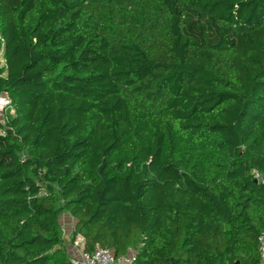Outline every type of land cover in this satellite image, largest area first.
<instances>
[{
  "label": "trees",
  "instance_id": "trees-1",
  "mask_svg": "<svg viewBox=\"0 0 264 264\" xmlns=\"http://www.w3.org/2000/svg\"><path fill=\"white\" fill-rule=\"evenodd\" d=\"M0 47V264H72L64 212L133 264L258 263L264 0H0Z\"/></svg>",
  "mask_w": 264,
  "mask_h": 264
},
{
  "label": "built area",
  "instance_id": "built-area-1",
  "mask_svg": "<svg viewBox=\"0 0 264 264\" xmlns=\"http://www.w3.org/2000/svg\"><path fill=\"white\" fill-rule=\"evenodd\" d=\"M14 106L12 104V100L7 93L0 94V122L3 124H7L10 117L7 115V111ZM4 134V130L0 129V135ZM254 178L258 180L260 183H264V178L256 171L253 172ZM73 230L69 234L72 239V247L75 252L70 255V259L72 264H133L137 258V251L134 249H129V251L123 255L116 256L113 251L109 248L102 247L100 245H96V247L92 251H86L85 247V238L84 236L75 231V228L72 227ZM76 232V234H75ZM259 241V252L260 259L257 264H264V231L258 237Z\"/></svg>",
  "mask_w": 264,
  "mask_h": 264
},
{
  "label": "rangeland",
  "instance_id": "rangeland-1",
  "mask_svg": "<svg viewBox=\"0 0 264 264\" xmlns=\"http://www.w3.org/2000/svg\"><path fill=\"white\" fill-rule=\"evenodd\" d=\"M5 64V60L3 58V49L2 47H0V68L2 66H4ZM14 114V108L11 107L8 111H7V115L8 116H12ZM68 216V217H67ZM63 220V221H62ZM71 224H72V221H70V217L69 215L65 214V212L61 215V226H62V229H63V234H64V231L67 232V233H71L73 228L71 227ZM71 238V237H70ZM76 250H73V252H75Z\"/></svg>",
  "mask_w": 264,
  "mask_h": 264
},
{
  "label": "crops",
  "instance_id": "crops-1",
  "mask_svg": "<svg viewBox=\"0 0 264 264\" xmlns=\"http://www.w3.org/2000/svg\"><path fill=\"white\" fill-rule=\"evenodd\" d=\"M65 214L69 215L70 221H72L71 227H74L75 224V219L70 215V213L65 212ZM68 217V216H67ZM63 221V220H62ZM64 239H65V246L68 249L69 254L71 255L73 253L74 248L72 247V239L70 236L67 234V232L64 231Z\"/></svg>",
  "mask_w": 264,
  "mask_h": 264
},
{
  "label": "water",
  "instance_id": "water-1",
  "mask_svg": "<svg viewBox=\"0 0 264 264\" xmlns=\"http://www.w3.org/2000/svg\"><path fill=\"white\" fill-rule=\"evenodd\" d=\"M255 182H258V180H257V179H255Z\"/></svg>",
  "mask_w": 264,
  "mask_h": 264
}]
</instances>
